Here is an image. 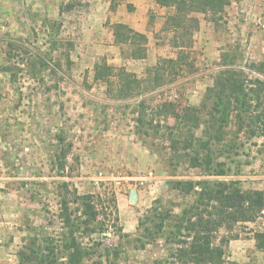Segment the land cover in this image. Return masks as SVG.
Instances as JSON below:
<instances>
[{
    "label": "rangeland",
    "instance_id": "1",
    "mask_svg": "<svg viewBox=\"0 0 264 264\" xmlns=\"http://www.w3.org/2000/svg\"><path fill=\"white\" fill-rule=\"evenodd\" d=\"M69 1L0 0V67L11 65L15 72L13 79L11 71L0 70V264H20L19 251L34 241L51 252L48 264H71L72 236L61 217L64 180L79 194L94 196L106 229L89 237L75 233L89 252L80 264H155L169 256L165 237L142 246L139 219L155 200L175 213L194 200L171 189L168 180L206 176L186 165L173 172L168 142L140 127L136 111L141 102L147 111L164 101L200 105L226 52L251 77L264 79V70L250 67L264 61V0H229L219 26L191 14L200 24L190 28L192 45L182 68L165 71L159 85L145 83L126 99L108 94L107 85L94 79L95 65L105 60L150 79L151 67L178 56L165 26L174 9L154 0H73L74 7L61 13ZM117 23L147 36L145 58H133L129 45L116 42ZM41 56L46 68L36 61ZM238 142L239 154L223 159L229 175L218 178L264 191V135L242 133ZM62 149H70V176L57 170ZM263 230L264 217L237 224L232 233L246 240L238 248L243 256L233 260L227 246L224 264H264L254 236Z\"/></svg>",
    "mask_w": 264,
    "mask_h": 264
},
{
    "label": "trees",
    "instance_id": "2",
    "mask_svg": "<svg viewBox=\"0 0 264 264\" xmlns=\"http://www.w3.org/2000/svg\"><path fill=\"white\" fill-rule=\"evenodd\" d=\"M161 7L173 8L165 26L174 34L173 45L179 48L176 58H162L149 69L150 79L139 78L126 68H117L107 61L95 65L94 79L107 85L108 94L126 99L135 96L145 83L151 86L160 84L165 71L176 73L182 68L186 49L192 45V30L199 27L198 18L193 13H202L214 25H220L229 0H154ZM74 7L70 0L60 12ZM57 22V21H55ZM147 36L125 23L115 25V40L120 45H129L133 58L147 55ZM68 66L72 64L67 53ZM224 66L214 77L213 84L206 90L200 105L180 106L172 101H164L154 108L140 103L136 121L140 127H150L157 136L168 142L169 165L175 172L182 165L200 169L206 176L202 179L168 180L171 189L194 196V200L184 204L180 213H175L163 200H155L148 212L139 219L137 230L142 232L138 241L142 246L164 236L169 256L155 264H224L226 248L238 235L232 232L239 223L254 222L264 217V191L244 188L239 179H222L231 170L226 161L239 154V138L242 133L248 136L264 135V79L251 77L245 66L236 63L235 55L223 53ZM36 61L46 68L45 57ZM251 68L264 70L262 63H252ZM19 68V67H18ZM15 72L11 65L0 70ZM150 80V81H149ZM172 120V123L169 120ZM148 133V131L146 132ZM60 140H64L61 136ZM70 149H62L57 164L59 173L70 176L73 167L68 161ZM174 174V173H173ZM214 177V178H208ZM62 221L69 229L71 238L70 263L80 264L89 254L75 233L89 237L103 233L105 227L98 221L94 196L79 194L71 187L70 181H62ZM71 203L78 204L75 209ZM75 214V215H74ZM118 230H122L119 228ZM225 231L226 234L221 232ZM128 236L127 234H123ZM256 246L264 250V230L256 231ZM36 241L24 245L19 251L20 264H48L49 254L36 248Z\"/></svg>",
    "mask_w": 264,
    "mask_h": 264
},
{
    "label": "crops",
    "instance_id": "3",
    "mask_svg": "<svg viewBox=\"0 0 264 264\" xmlns=\"http://www.w3.org/2000/svg\"><path fill=\"white\" fill-rule=\"evenodd\" d=\"M246 240L243 239H236V240H231L228 248L231 250V257L233 260H240L242 258V253L238 248L243 246L245 244ZM241 249V248H239ZM247 257V256H246Z\"/></svg>",
    "mask_w": 264,
    "mask_h": 264
},
{
    "label": "water",
    "instance_id": "4",
    "mask_svg": "<svg viewBox=\"0 0 264 264\" xmlns=\"http://www.w3.org/2000/svg\"><path fill=\"white\" fill-rule=\"evenodd\" d=\"M135 196H136V191H133L132 194H131V198H132V199H136Z\"/></svg>",
    "mask_w": 264,
    "mask_h": 264
}]
</instances>
